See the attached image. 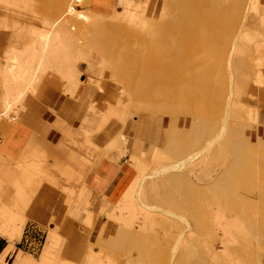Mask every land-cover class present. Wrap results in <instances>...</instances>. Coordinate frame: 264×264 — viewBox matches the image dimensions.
<instances>
[{
  "label": "rangeland",
  "instance_id": "obj_1",
  "mask_svg": "<svg viewBox=\"0 0 264 264\" xmlns=\"http://www.w3.org/2000/svg\"><path fill=\"white\" fill-rule=\"evenodd\" d=\"M237 1L165 0L157 14L154 0H0L1 104L2 76L11 50L33 42L35 37L30 36L43 30L47 17L55 20L67 14L71 18L63 33L68 54L80 60L84 84L77 95H65V104L79 106L81 124L75 129L77 139L70 143L77 153L69 150L65 156L52 157L53 167L68 182L82 184L81 189H65L66 202L71 207L75 200L83 214L81 224L91 231L89 246L99 222L105 228L96 239L101 242L96 243L98 252L91 264H264V137L258 131L264 125V0L255 4L251 0V5L249 0L239 1L240 5ZM160 28L167 31L163 37L171 47L164 56L159 55L164 51L156 50L165 42L160 40ZM106 57L112 62L123 58L122 73H126L121 74L126 83L119 76L124 85L107 72L106 78L99 76ZM55 71L40 73L27 95L37 94L39 85L51 78L62 84ZM119 90L126 93L124 101L133 117L123 132L133 133L138 124L146 128L152 122L153 135H143L141 142L144 149L149 143L154 146L144 157L142 153L143 173L133 170L113 202L88 191L85 174L65 165L70 154L78 155L82 167L91 160L134 157L135 149L128 148L124 139L118 146L111 140L112 131L104 144L96 135H87L88 142L84 136L97 130L105 102ZM13 103L9 122L20 106L19 101ZM157 116L168 123L162 131ZM71 130L67 126L63 131L70 135ZM155 133H162L160 142L149 139ZM111 141L113 145L107 144ZM124 147L126 153L121 155ZM47 157L35 149L23 161L35 175L33 184L27 180L33 194L45 181L57 184L44 171ZM116 234L115 242L111 238ZM48 241L50 254H45V262L51 263L55 256L51 249L62 240L57 234Z\"/></svg>",
  "mask_w": 264,
  "mask_h": 264
},
{
  "label": "crops",
  "instance_id": "obj_2",
  "mask_svg": "<svg viewBox=\"0 0 264 264\" xmlns=\"http://www.w3.org/2000/svg\"><path fill=\"white\" fill-rule=\"evenodd\" d=\"M61 86L62 84L53 78L43 81L37 89V94L27 95L24 104H20L17 112L13 113L15 117L9 126L5 124L0 127V201L9 207L18 206L19 212L26 219L24 231L15 240L13 249L8 250L10 241L0 233V259L4 257L6 262L9 260V264H29L30 257L39 261L43 247L36 250L37 240L42 238L44 242L47 237L48 241L53 229L57 230L62 244L56 249H51V253L55 255L51 258V263L43 264L81 263L88 251L91 231L81 224L80 218L83 214L79 212L75 200L69 207L65 191L66 188L73 187L81 189L82 184L68 182L64 175L53 167V154L65 156V152L69 150L77 152L75 148L70 147V143L77 139L75 129L81 124L79 106L71 102L65 104L66 96L71 95L63 93ZM80 89L81 86L77 93ZM155 122L160 131L168 125L166 119L163 121L159 116ZM151 124L152 122L149 123L150 133ZM140 125L136 128L138 132ZM67 126L73 128L70 135L63 131ZM141 128L144 130H140L139 135L135 133L136 130L127 134L128 148H133L135 139L141 135L144 137V134L148 133L146 136H149L148 125ZM258 131L264 137V125L260 126ZM161 136L162 133H155L151 141L160 142ZM35 149L48 155L44 171L55 177L57 184L45 181L36 188L34 194L28 191L27 187L26 194L29 196L26 195L22 199L16 196L15 184H24L28 179L31 184L35 181L32 170L23 164ZM262 153L264 155V151ZM91 161L90 165L75 168L85 174V187L95 194L105 195L108 200L117 201L133 176L127 157ZM27 172H31V175ZM47 246L48 243L45 247ZM94 250L98 252L97 248ZM121 264H125V261Z\"/></svg>",
  "mask_w": 264,
  "mask_h": 264
},
{
  "label": "bare ground",
  "instance_id": "obj_3",
  "mask_svg": "<svg viewBox=\"0 0 264 264\" xmlns=\"http://www.w3.org/2000/svg\"><path fill=\"white\" fill-rule=\"evenodd\" d=\"M214 1L216 2V0H214ZM239 1H240V3H242V0H238L237 1L238 4H239ZM255 2H256V0L252 4H255ZM164 3H165V0H154V3H153L154 6H153V8L156 10L157 14H159V12H158L159 10L164 9V7H165L164 6ZM249 4L251 5V0H249ZM238 7H240V6H238ZM236 8H237V6L235 7V9ZM254 8L256 9L255 6L252 9H254ZM216 10H218V9H216ZM221 10H222V8H221ZM236 10L238 12L241 11V9H236ZM254 11H256V10H254ZM238 12L234 11V13H237L238 14V17L240 18L242 15L239 14ZM62 13H64V12H62ZM70 13H71V11H70ZM56 15H57V13H56ZM56 15H54V17H56ZM239 15H241V16H239ZM66 16H67V14H65V16H62V17H60L58 19H55V20L52 17H51L52 18L51 20L49 19L50 17L49 18L47 17L44 20L46 26L43 27V30L37 31L32 36H30V37H35V39L33 38V40H32L33 42L30 41L31 43H29L28 45L26 44V46L23 49H21V50H15V49L11 50V55L9 56V59L7 58L8 59V62L4 66V73H3V76H2V82H3V87H4V96H3L4 98H2L3 99L2 100L3 104H1L2 110L0 111V127L1 126H5V124H7V126H8L11 123L7 119L10 118L9 113L11 112L12 106L14 104L13 102L19 101V104H20V101H22L25 98V96L27 95L28 91L30 93V91L34 89L33 88V85H35L34 83L37 80V78H38V76H39L40 73L43 74L45 72V74L46 73H49L50 74V72H52V68L53 69L55 68L56 71L54 73L57 72L58 77H60V79L62 80V91H64L65 94H68V95H71V96L77 95V90L79 89V87L81 86V84H84V80L82 79V77H83V74H82V66H80V64L78 63L80 60L78 61V58L77 57H74L73 58L70 53H69L70 55L68 54V51H69V46L67 44L68 41L66 42V38L67 37L64 38V33L63 32H64V30H66L64 27L66 26V24H68L67 22L69 20L71 21V18L68 19V18H66ZM67 17H69V16H67ZM217 19H218V17H217ZM170 21H172V20H170ZM172 22H174V21H172ZM155 23H157V22H155ZM170 24H171V22H170ZM156 27H158V26L156 25ZM159 30H160L159 31V33H160V40L163 41V42L165 41V42L164 43H159L158 42L159 44L157 45L156 50H158L159 52L160 51H164L165 52L167 50L171 51V47L168 45L169 42L166 41V37L165 36L163 37V34L166 33L167 31L164 28H160ZM201 31H202V29H201ZM157 32H155V33L157 34ZM205 34L207 36V32ZM66 36H68V34ZM170 38H172V37H170ZM170 44H172V43L170 42ZM168 46L170 47V49H168L169 48ZM171 46H173V45H171ZM166 48H167V50H166ZM62 54H64L63 57L61 56ZM156 54H157V51H156ZM166 54H167L166 52L165 53H162V54L160 52L159 55H163L164 56ZM120 55H122V54H120ZM124 57H126V56H124ZM107 59L108 58L106 57V59L104 58V60L101 61V71L99 72V76H101L102 78H106L105 75H104V73L106 74V72H107V74H108L109 77L111 76V78H115V79L120 80L121 79L120 78L121 76H119V75H122V74H125L126 73V72L125 73H122L125 70V68H126L125 65H124L123 58H122V60L120 58H118L115 62H114V60L112 62V61H109L111 59H108V60ZM145 67L147 68V66H145ZM150 67L152 68L154 66L151 65ZM153 70L156 71L155 69H153ZM127 74H129V73H127ZM118 76H119V78H117ZM142 77H144V76H142ZM125 79L127 80L126 76H125ZM125 79L123 78V75H122V80L124 81V83H126L125 82ZM130 79L131 78H129V80ZM151 79H153V78H151ZM123 81H121V82L123 83ZM144 82L146 83V80L145 79H144ZM124 83H123V85H124ZM117 84H120V83H117ZM142 84L143 83L140 81V86ZM154 89L156 90L157 88L154 87L153 90ZM153 90H152V94H153V92L155 94L156 91H153ZM143 92H144V89H143ZM125 94L119 90V93L117 95H115V94L112 95L110 97V99L105 102V104H107V106H106V110H104V114L102 115V119L100 121V125L96 128L97 130L95 132L90 133V134L88 132V134L87 133L84 134L86 140L89 139V138H86L87 135L88 136L90 135V137H91V135L92 136L93 135H96V136H98V140L101 141L102 144H104L103 141L105 139H107V136L108 135L111 136L109 134V132L112 131L113 132V135H112L113 138L111 139V137H110L109 139L113 140L114 143L117 141L116 142L117 143V146H118V141L121 138H122V142H124V140H125L126 143L128 142V136L123 132L122 129L126 126L127 123H130L132 121L133 117L131 116V114L129 112V110H130L129 109L130 104L125 103L126 99L124 101ZM134 111L136 112V110H134ZM147 112H148V110H147ZM11 119H13V118H11ZM119 126H121V127H119ZM139 129L140 130H144V129L141 128V125H140V128ZM178 129H179V127H178ZM140 130H139V132H141ZM147 130L149 131V127H148ZM136 131L138 132V130H136ZM137 132H135V133L139 135V132L138 133ZM149 133H150V131H149ZM147 134L148 133H146L144 135H147ZM150 134H149V137L153 135V134H151V135ZM136 137H138V136L136 135ZM140 137H139L140 139L139 138H136L135 139V143H134L133 149H135L136 153H135L134 157L132 156L131 158L128 159V162L130 164V167H131L132 171L133 170H138L139 173H140V170H142L141 169V163H142L141 158H143L145 156L144 154L147 151L150 152L151 149L153 151V148L152 147L154 146L153 144L149 143L146 146V148L144 149V147H143L144 146V143L141 142V139H143V137H142V135ZM137 139H139V140H137ZM147 141H148V139H147ZM86 142H88V140ZM110 143L112 144V141L111 142H108L107 144H110ZM107 144H106V146H107ZM110 148H112V147L110 146ZM106 152L107 153L104 154L105 155L104 157L107 156V154H108L109 151H106ZM119 152L121 153V155H124L126 153L125 147L122 148V150L120 148ZM142 153H143V157H142ZM69 156H71V154ZM69 156L66 158L67 159V164L65 165V166H67V168L69 167V170H71L74 166L76 167V165L83 166V164L78 160L79 159L77 157L78 155H74L73 157L72 156L69 157ZM89 159H88V162H90ZM109 159H110V157H109ZM144 159H146V157ZM88 165H90V164L88 163ZM144 169H145V167H144ZM142 173H143V170H142ZM68 177H70V176H68ZM36 184L37 183H34V186ZM15 185H16V190H17L16 191V196H18V197H19V195H22L23 193L26 192L27 187H28V191L29 190L31 191V188H32L29 185V183H27V182H25L24 184L21 183V182H18ZM17 207L18 206H15V205L13 207H9V205L7 206L6 204H4V203H2L0 201V233L4 234L7 237V239L10 241V247H9L8 250H11V249L14 248V242H15V240L18 237H20L22 235L23 227H24L25 221H26L25 216H23L19 212V210H18ZM105 225H106V223H105ZM107 225H108L107 227H109L110 224L107 223ZM102 227H103V223L99 222V224L97 225V227H96V229L94 231V234L92 235L91 246H88V251H87L86 255L84 256L82 262L79 263V264H91V261L90 260L94 256V254H95L94 248H95V246H97V244H100V242H101V239H100L99 243L97 242L96 239L98 238V235L100 234V232L102 230ZM127 227H130V226H127ZM104 229L105 228H103V230H102L103 232L105 231ZM115 230H116V233L118 234L119 231H117L116 228H115ZM115 230H114V233H115ZM107 231H106V233L109 234L110 232L109 231L107 232ZM110 231H111V229H110ZM50 233H51V236L49 235V237L51 239H53V240L56 239V237H57V230L56 229H53V230H51ZM104 234H103V236H104ZM108 234H105V236L108 235ZM111 234H112V231H111ZM118 235L116 237L113 236V238H111V239H114V240H112V241H115V239L118 238ZM105 239H106V237H105ZM102 240H103L102 243L104 244V242H105L104 241V238H102ZM46 243H48L47 237H46V239L44 241V244H43V248H42L43 253L41 251L42 255H41L40 260L39 261L38 260L35 261L33 258L30 257V263L29 264H43L45 261L48 260V257L45 254H48V253L50 254V252L47 249L48 246L45 247ZM138 244H139V242H138ZM51 245H53V243ZM0 264H7L5 262V260H4V257H2L0 259Z\"/></svg>",
  "mask_w": 264,
  "mask_h": 264
},
{
  "label": "built area",
  "instance_id": "obj_4",
  "mask_svg": "<svg viewBox=\"0 0 264 264\" xmlns=\"http://www.w3.org/2000/svg\"><path fill=\"white\" fill-rule=\"evenodd\" d=\"M43 239L40 238L39 240H37V245H36V250H40L43 247Z\"/></svg>",
  "mask_w": 264,
  "mask_h": 264
}]
</instances>
